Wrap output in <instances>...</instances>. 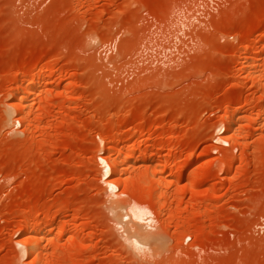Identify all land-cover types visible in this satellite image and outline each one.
Listing matches in <instances>:
<instances>
[{
    "label": "rangeland",
    "instance_id": "1",
    "mask_svg": "<svg viewBox=\"0 0 264 264\" xmlns=\"http://www.w3.org/2000/svg\"><path fill=\"white\" fill-rule=\"evenodd\" d=\"M31 223L44 264H264V0H0V264Z\"/></svg>",
    "mask_w": 264,
    "mask_h": 264
},
{
    "label": "bare ground",
    "instance_id": "2",
    "mask_svg": "<svg viewBox=\"0 0 264 264\" xmlns=\"http://www.w3.org/2000/svg\"><path fill=\"white\" fill-rule=\"evenodd\" d=\"M52 71V69H49V72L50 73H53V72H51ZM48 72V71H47ZM46 73V72H45ZM48 75H49V73H48ZM51 75V74H50ZM43 84H45V80L43 79V78H41V79H39V80H37V81H35V82H30L26 87H24V89L22 90V92L21 93H19L18 95H17V100L18 101H23L24 100V102L26 101V99H27V97H29L28 95L30 94V93H32V90L34 89H36V88H40V87H42V85ZM26 110H29L30 111V109L28 108V106H25V104L24 105H20V111H22L23 112V114L25 113V115L29 112H27L26 113ZM22 112H20V113H22ZM230 120L228 121V122H226V125H225V127L224 128H226V129H224L225 131L227 130L228 131V129H229V131L231 130V129H233V125L231 126V120L233 119H231V118H229ZM234 123V122H233ZM232 127V128H231ZM223 128V127H222ZM231 128V129H230ZM125 161H126V159H121L119 162L117 161L116 162V160L115 161H113V160H111V158L110 157H108V160H102L101 159V165H103V170L105 171L104 172V175H108V174H112L113 175V179H115V180H113L114 182H116V180L118 181V179L116 178V177H119V174H121V171H122V169H121V167H122V164L123 163H125ZM178 165H173L172 167H173V169H175L176 167H177ZM131 167H133L134 168V166H133V163L131 164ZM132 168V169H133ZM178 168V167H177ZM177 168H176V170H177ZM172 169V168H171ZM172 169V170H173ZM171 170V171H172ZM178 170H180V169H178ZM227 171L229 172V169H227ZM174 172V171H173ZM176 172H179V171H176ZM172 173V172H171ZM112 175H110V176H112ZM109 176V177H110ZM107 178V177H106ZM105 179V178H104ZM108 179V178H107ZM112 180H109L108 182H107V187H108V189L110 190V191H112L113 189H115V188H117V186H116V184L118 183H114ZM107 181V180H106ZM112 181V182H111ZM105 182V181H104ZM158 182V181H157ZM159 182H161V181H159ZM159 182L158 183H154L155 184V186H159ZM106 183V182H105ZM162 184V182L160 183V185ZM123 185H125V187H126V185H127V183L126 184H123ZM124 187V188H125ZM153 188H155V187H153ZM156 189V188H155ZM113 194H114V192H113ZM122 194V193H121ZM120 194V195H121ZM114 195H116V194H114ZM119 195V194H118ZM115 197H117V196H115ZM136 206H137V204H136ZM139 207H140V205H139ZM126 214V213H125ZM128 214V213H127ZM129 215V214H128ZM127 216V215H126ZM129 216H131V217H133L132 219H136V220H143L144 221V218H146V216H147V213L145 212V210H142V209H138V208H133V209H131V213H130V215ZM128 219H131V218H129L128 217ZM149 219V218H148ZM146 220V219H145ZM142 221V222H143ZM147 222H148V220H147ZM36 223H31V224H29L28 226H27V228H26V233L28 234L27 235V237H25L24 239L26 240V239H28V240H30V243H29V255H26V256H28V257H31V263H33V261L36 263V264H42L43 262L39 259V255H38V248H39V246H38V244L40 243L39 241L41 240V238L43 237V236H46V235H48V234H50L52 231H51V229H45V230H43L41 233H40V235H38V237L36 236V237H32V236H30L29 235V233L32 231V230H36L35 228H36ZM145 225H147V224H145ZM145 228V227H144ZM147 228V227H146ZM58 231H57V233L58 232H60L61 231V229H57ZM132 233H133V230L131 231ZM131 234V233H130ZM127 238V240H128V242H130L134 247H136V248H138V245H144L143 244V241H146L147 239H148V237H147V235H145V234H143V233H140V232H136L135 234H132V235H129V237H126ZM126 240V241H127ZM24 241V240H23ZM27 241V240H26ZM125 241V242H126ZM25 242V241H24ZM28 242V241H27ZM149 242H152V243H154L155 242V240H154V242L152 241V239L149 241ZM148 242V243H149ZM129 243V244H130ZM148 243H146V244H148ZM151 243V244H152ZM131 244H130V246H131ZM145 244V245H146ZM150 244V243H149ZM144 245V246H145ZM132 247V246H131ZM148 247V246H147ZM134 249V248H133ZM38 258V259H37ZM38 260H40V261H38ZM44 264V263H43Z\"/></svg>",
    "mask_w": 264,
    "mask_h": 264
}]
</instances>
